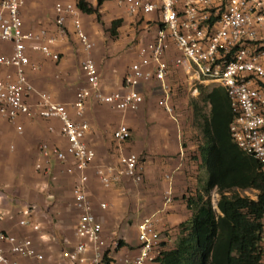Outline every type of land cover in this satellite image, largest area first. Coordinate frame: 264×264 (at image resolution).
Masks as SVG:
<instances>
[{"label": "built area", "instance_id": "obj_1", "mask_svg": "<svg viewBox=\"0 0 264 264\" xmlns=\"http://www.w3.org/2000/svg\"><path fill=\"white\" fill-rule=\"evenodd\" d=\"M25 0H0V116L15 124L20 133V121L34 114L44 120H58L63 145L40 143L36 168L44 173L52 171L56 159L66 165L69 175L78 181L73 187V197L80 210L75 229L77 242L64 252L68 264H116L114 255L106 254V239L103 224L93 211L87 194L88 170L94 171L102 184L109 188L123 178L140 183L144 177L141 158L127 153L125 144L131 130L125 123L113 131L119 152L116 163L94 164L95 149L85 140L91 124L83 120L90 100L106 103L121 111L138 110L145 101V88L149 83H159L157 103L175 121L178 110L173 101V88L169 75L173 66L185 71V82L200 92L201 85L222 86L226 89L234 112L230 124L231 136L247 154L254 156L264 171V0H120L127 11L143 20L146 14L158 13L153 39L139 49L140 58L128 68L124 78L125 90L106 93L101 82L97 62L92 57L82 61L85 77L71 106L77 119L73 118L65 103L53 99L50 93L37 88L28 77L31 63L28 49L38 51L48 58L60 60L53 45L57 36L46 29L37 32L25 31L21 8ZM55 21L62 37L68 33L67 22H72L74 33L85 50L95 45L85 31L81 11L73 2L57 1L54 5ZM262 37L260 38V36ZM3 43H9L10 52H5ZM178 55L170 60L171 47ZM35 67V66H34ZM56 133L57 127H47ZM221 195L217 189L211 192V200L217 211ZM1 199V195H0ZM172 201L169 190L166 206ZM106 208V203L100 204ZM36 209L28 205L19 226L30 227L44 237L42 226L31 219ZM0 208V220L6 216ZM157 215L143 218L137 225L139 252L126 258L124 264H156L163 251V239L157 228ZM171 237V229H167ZM170 239V238H169ZM264 244V222H263ZM17 257L44 259L30 236L11 235L0 230V264H20ZM261 264H264V255Z\"/></svg>", "mask_w": 264, "mask_h": 264}, {"label": "crops", "instance_id": "obj_2", "mask_svg": "<svg viewBox=\"0 0 264 264\" xmlns=\"http://www.w3.org/2000/svg\"><path fill=\"white\" fill-rule=\"evenodd\" d=\"M57 1L73 2L78 5V0H25L21 8L25 31L37 32L46 29L50 35L57 36L58 40L53 45V50L60 55V60L56 61L29 48L28 54L35 67L30 66L27 74L37 88L50 93L54 100L65 103L73 118L77 119L71 104L79 88L84 85L85 77L81 64L86 53L77 36L72 33L73 25L70 20L67 22V35L62 37L59 33L54 13V5ZM87 1L97 6L98 0ZM99 11L103 15V24L98 21L96 24L92 22L96 17L95 14L81 11L80 16L82 14L89 16L86 17V28L99 45L94 55L105 92L122 91L125 90L124 78L129 66L140 58L138 50L141 45L137 41L133 44L135 47L133 51H128L127 46L138 39L139 29H146L144 31L156 29L155 21L158 13L143 15L144 19L139 20V17L127 11L120 0H105L99 7ZM118 18L123 21L117 27V33L112 35L109 28L112 21ZM100 24L105 25L112 38L110 35H102L99 32ZM101 39L103 43L100 42ZM1 46L5 52L11 51L9 43H3ZM173 47L176 48L172 46L171 49ZM105 52L108 53L106 57ZM5 70L7 69H0V71ZM179 73L185 74V71L173 66L169 82L174 74ZM185 84L191 89L187 82H184ZM175 87L172 85L173 93ZM200 94L199 92L197 95ZM159 95V83L153 81L145 88L144 103L135 111H121L109 104L94 100L88 102L83 120L91 124V130L87 133L85 140L96 151L94 164L117 162L119 152L113 138V131L117 126L125 123L131 130V137L125 144V151L135 153L141 158L144 177L139 184H134L131 179L123 178L114 186L102 189L98 185L100 181L94 167H91L88 170L87 194L93 205V211L103 224L104 236L107 235L105 224L111 222L117 226L121 225L125 219L133 217V226H137L140 219L142 220L140 215L156 214L159 230L174 227L172 230L174 233L170 239L166 237L163 239L164 247L172 249L180 236V224L188 221L192 216L184 195L196 189L195 168L199 165L189 161L190 147L182 143L180 121L172 119L158 105ZM20 123L23 125V136L18 135L15 124L0 116V208L7 211L5 218L0 220V230L20 237H32L36 248L44 254L43 260L17 257L20 264H68L64 258V252L71 249L77 242L75 229L79 215L68 222L65 210L74 209L76 206L73 190L65 193L66 196H64L60 184L63 176L65 177L64 173L70 176L67 179L74 184L78 181V177L67 174L66 165L53 159L52 171L48 174L35 166V173H32L39 181L33 184L34 188L31 185L21 188L22 184L25 185L31 171L27 166L19 164L20 157L25 156L36 158L35 165L40 161L38 156L40 141H48L52 145L64 144L65 140L59 131L60 122L54 119L44 120L31 114L23 118ZM50 124L56 125V133L48 131L47 127ZM10 146L13 150H10ZM169 190L172 193V201L166 206L165 197ZM103 202L107 204L106 208L101 207L100 204ZM30 204L36 206L31 219L42 226L44 238L30 227L19 226V220L24 217L23 210ZM53 215L57 217V221L54 220ZM69 227L72 231H69ZM51 228L52 232L48 230ZM130 228L132 227L115 229V234H119L124 243L122 246H118V243L116 249L113 247L115 254L113 249L106 248V254L114 255L116 264H124L126 258L134 257L139 252L138 229L130 230ZM41 242H46L45 246H40ZM58 245L63 248L57 254L54 253V249L57 251L55 247ZM48 250L52 252L49 255H47ZM86 264L92 263L88 261Z\"/></svg>", "mask_w": 264, "mask_h": 264}, {"label": "trees", "instance_id": "obj_3", "mask_svg": "<svg viewBox=\"0 0 264 264\" xmlns=\"http://www.w3.org/2000/svg\"><path fill=\"white\" fill-rule=\"evenodd\" d=\"M104 1L98 0L95 7L87 0H78L77 6L84 13L95 14L103 24L99 7ZM122 21L121 18L112 21V35ZM205 100L210 106L209 113L203 112L198 101H193V107L204 138L199 150L207 179L201 187L184 195L192 216L180 224L175 247L166 249L163 245L156 264H261L264 171L259 161L243 151L231 136L234 112L226 89L214 86ZM234 188L256 190L257 198L226 194ZM214 189L221 195L219 212L211 200ZM123 244L120 241L118 246Z\"/></svg>", "mask_w": 264, "mask_h": 264}, {"label": "rangeland", "instance_id": "obj_4", "mask_svg": "<svg viewBox=\"0 0 264 264\" xmlns=\"http://www.w3.org/2000/svg\"><path fill=\"white\" fill-rule=\"evenodd\" d=\"M86 17H89L85 14H82L81 15V18H82V22H83V26H84V29H86V31L89 33V36H91L90 32L87 30L86 28ZM103 17V15H102ZM96 21H97V18H93L92 22L94 24H96ZM103 22H104V19H103ZM100 27V30L99 32L102 34V35H110V37L112 38L113 36L108 32L109 30L105 28V25H102L100 24L99 25ZM110 29V28H109ZM74 31V28L72 29ZM146 29H139L137 32H138V39L137 40H133L132 43H130L128 46H127V49L128 51H133V49H135L134 47V43L137 41V43H139L141 46L152 40L153 39V36L156 32V29H147V31H144ZM72 31V33H73ZM109 33V34H108ZM262 37V35L260 36V38ZM91 38L93 39L95 45L93 47V49L91 51H87L84 49L85 53H86V56H84V59L87 58V57H92L93 59H95L96 61V58H95V55H94V52L95 50L98 48V43L97 41H95V39L91 36ZM115 38V37H114ZM77 41V40H76ZM79 43V41H77ZM100 42H102V39L100 40ZM103 43V42H102ZM140 46V47H141ZM139 47V48H140ZM139 52V50H138ZM175 55H177V51H176V48H172L170 53H169V59L172 60ZM108 56V53L105 52V57ZM97 62V61H96ZM185 74L183 73H179V74H174L173 76V79L170 80L171 84L176 86L175 87V91H174V97H173V101L176 105V109L178 110V115H179V118L178 120L180 121L179 124L181 125V132H182V143L186 146V147H190L189 150H188V158H189V161L192 162L195 164V165H199V167H196L195 168V175H196V187H201V185L205 182V180L207 179V172H206V169H205V166L203 165L202 163V155H201V152L199 150V147L200 145L203 144V141H204V138H203V133H202V129H201V126L196 122L195 120V117H194V107H193V101H198L199 105L202 107L203 109V112L204 113H209V109H210V106L209 104L207 103V101L205 100L206 98V95L208 94V92L211 90V88L209 89L208 87H202L200 89V95H195L193 94V89H190L188 88V85H184V82H185ZM17 130V129H16ZM17 133L19 136H23L24 133H20L18 130H17ZM10 141V140H9ZM11 142V141H10ZM9 142V144H10ZM42 141L39 142L38 144V147L40 145ZM10 150H13L12 147L10 146ZM35 161H36V158L33 159V158H30L28 156H25V157H20L19 159V164L21 166H27L31 172H29V176L27 178V181L24 184H22L21 188H25V187H28L31 185L32 188H34V185L33 184H36L39 179H37L32 172L35 173L34 169H35ZM65 177L63 176V181H61V191L63 192L64 196L65 193H68L69 191L73 190V187H74V183L70 180L67 179V177H70V176H67L65 173H64ZM31 176V177H30ZM134 184H137V183H134ZM139 184V183H138ZM98 185L100 186V188L104 189L105 187L102 186L99 182H98ZM102 186V187H101ZM104 187V188H103ZM256 190H243V189H239V188H234V189H231L230 191L226 192L227 195H236V194H239L241 196H248L252 199H256L257 198V194H256ZM100 203V202H99ZM63 205H65V203L63 202ZM108 210V209H107ZM107 210H104V211H107ZM142 212V209L140 210ZM79 212L80 210L77 208V206H74V209L73 208H68L67 210H65V216L67 219H69L68 222H70L71 220H73L77 215H79ZM54 216V215H53ZM141 218H145L147 216H150V215H140ZM55 221H57V217H53ZM132 218L133 217H130L128 218L127 220L125 219L124 221L121 222V225H117V226H114L113 223L111 224V222L109 224H105V229L107 230V235L105 236V239H106V248L109 249V250H112L113 247L118 248L117 245L120 241H122V239L119 237V234H115V229H122V228H125V227H132L130 228V230H134V229H137V226H133V221H132ZM109 221H110V217L108 218ZM141 221V219H140ZM172 230H174V227H169ZM167 227L165 229H163V231L161 232V238H165L167 235H168V232H167ZM50 232H52V228L51 229H48ZM69 231H72L71 228L69 227ZM138 232V230H137ZM172 233H174V231H172ZM173 235V234H171ZM44 238V237H43ZM170 238V236H169ZM46 242H41V245L40 246H45ZM38 245H39V242H38ZM57 249V251L54 249V253H59V251L62 250L63 246H56L55 247ZM115 249H113V253L115 254ZM44 250V249H43ZM51 252V250H48L47 252V255H49ZM57 253V254H58Z\"/></svg>", "mask_w": 264, "mask_h": 264}, {"label": "clouds", "instance_id": "obj_5", "mask_svg": "<svg viewBox=\"0 0 264 264\" xmlns=\"http://www.w3.org/2000/svg\"><path fill=\"white\" fill-rule=\"evenodd\" d=\"M219 212V211H218Z\"/></svg>", "mask_w": 264, "mask_h": 264}]
</instances>
